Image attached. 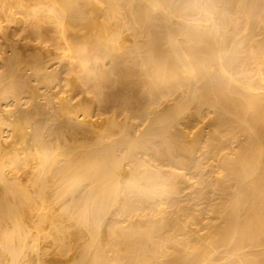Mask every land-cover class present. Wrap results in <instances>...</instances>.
Here are the masks:
<instances>
[{
	"label": "bare ground",
	"instance_id": "1",
	"mask_svg": "<svg viewBox=\"0 0 264 264\" xmlns=\"http://www.w3.org/2000/svg\"><path fill=\"white\" fill-rule=\"evenodd\" d=\"M257 35L264 0H0V264H264Z\"/></svg>",
	"mask_w": 264,
	"mask_h": 264
},
{
	"label": "rangeland",
	"instance_id": "2",
	"mask_svg": "<svg viewBox=\"0 0 264 264\" xmlns=\"http://www.w3.org/2000/svg\"><path fill=\"white\" fill-rule=\"evenodd\" d=\"M256 27H258V26H256ZM250 28L251 29H255V25H251L250 26ZM242 29H245V27H244V25H243V27H242ZM242 31H244V30H242ZM246 35V34H245ZM245 35H242V36H245ZM231 39L232 38H228V44H230L231 43ZM255 41L256 40H259V44L261 45H264V35H257L256 37H254L253 38ZM253 41V40H252ZM254 42V41H253ZM248 47V42L247 41H244V43L243 44H241L240 46H238V50H240L241 52H240V54L244 51V50H246L245 48H247ZM262 50H264V46L261 48V51ZM243 54H244V52H243ZM259 55V56H258ZM258 57V58H257ZM262 58H263V55L260 53V54H257V56L255 57V58H253V59H255L254 61H256V64H254V61L252 62L254 65H253V68H252V70H249L250 71V76L253 78V79H256V80H259L260 79V76H259V74L257 73V69L258 68H256L257 66H259V67H264V59L262 60ZM257 59H259V61H257ZM238 77H243V78H245L247 75H246V73L244 72V73H237L236 74ZM263 78H264V75H263ZM259 82V81H258ZM264 82H260V88L258 89L259 90V94H263L264 93V84H263ZM263 84V85H262ZM262 92V93H261ZM227 150H229V149H226L225 151H227ZM216 163L215 162H213V161H208L207 162V164H206V173L204 174L205 175V177H207V178H210V179H214V176H215V172H213L212 171V167H213V165H215ZM189 189H187L186 191H188ZM185 191V192H186ZM184 192V197L183 198H186V196H187V193L189 192H186L185 193ZM47 227H49V226H47ZM47 227H46V229H47ZM49 229V228H48ZM46 230L45 231V229L43 230V231H45V232H40V236L42 237V239H38V237L40 238V236L38 235V237H36V239H34V241L37 243V241H38V246L40 247V248H36L37 250H38V252L39 253H41L42 251H44L46 248H47V243H48V240L50 241L51 240V238H49V233L47 232V231H49V230ZM41 233H42V235H41ZM47 234V236H45L46 234ZM45 236V237H44ZM44 237V238H43ZM48 237V238H47ZM45 238H46V240H45ZM30 241H32V239L30 240ZM40 241H41V243H40ZM43 241H44V244H43V246H42V243H43ZM47 241V242H46ZM50 243V242H49ZM48 243V244H49ZM41 244V245H40ZM41 246L43 247V248H45V249H43V248H41ZM46 246V247H45ZM41 249V250H40ZM40 250V251H39ZM35 255L33 256V257H36V255H37V253H34ZM46 258H48L47 256L45 257V259ZM34 260H36L35 258H34ZM36 262L37 261H34V263L36 264ZM33 263V264H34Z\"/></svg>",
	"mask_w": 264,
	"mask_h": 264
}]
</instances>
